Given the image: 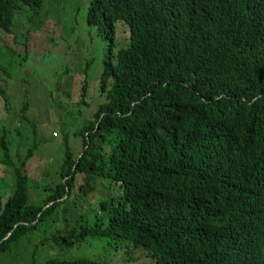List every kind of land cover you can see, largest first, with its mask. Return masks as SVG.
I'll return each instance as SVG.
<instances>
[{
	"label": "trees",
	"instance_id": "trees-1",
	"mask_svg": "<svg viewBox=\"0 0 264 264\" xmlns=\"http://www.w3.org/2000/svg\"><path fill=\"white\" fill-rule=\"evenodd\" d=\"M44 2L0 0V37ZM86 22L107 41L101 100L74 130L78 153L64 133L58 176L37 202L32 147L15 160L0 133V171L13 173L0 185L10 192L0 193V254L50 220L40 245L92 236L140 247L155 264H264V0H89ZM117 23L127 27L121 44Z\"/></svg>",
	"mask_w": 264,
	"mask_h": 264
},
{
	"label": "rangeland",
	"instance_id": "rangeland-1",
	"mask_svg": "<svg viewBox=\"0 0 264 264\" xmlns=\"http://www.w3.org/2000/svg\"><path fill=\"white\" fill-rule=\"evenodd\" d=\"M88 1L45 0L33 20L22 18L15 33L0 37L4 41L0 53L2 81L9 85L6 101L0 95V133L6 132L15 160L30 147L34 151L25 166L32 183L30 201L37 202L41 185L58 176L65 132L71 148L79 152L81 138L74 136V130L91 116L101 100L98 78L107 41L94 25L86 22ZM126 33V25L117 23L118 44L124 42ZM84 83L87 88L85 100L81 101ZM24 103L27 120L21 113ZM12 174L10 168L4 174L0 171L2 188L5 182H12ZM101 186L98 194L103 193ZM0 193L4 201L10 192H3L0 187ZM47 223L45 231L39 226L10 250L1 252L0 264H29L51 256H90L113 264H155L140 247L100 237L88 236L68 249H60L53 242L40 245V237L53 227V222Z\"/></svg>",
	"mask_w": 264,
	"mask_h": 264
}]
</instances>
